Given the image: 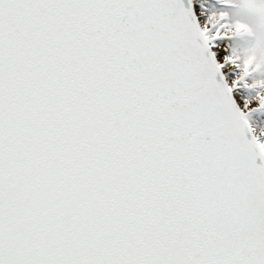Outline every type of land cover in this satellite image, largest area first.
Masks as SVG:
<instances>
[{"label": "snow or ice", "instance_id": "1", "mask_svg": "<svg viewBox=\"0 0 264 264\" xmlns=\"http://www.w3.org/2000/svg\"><path fill=\"white\" fill-rule=\"evenodd\" d=\"M0 264H264V0H0Z\"/></svg>", "mask_w": 264, "mask_h": 264}]
</instances>
